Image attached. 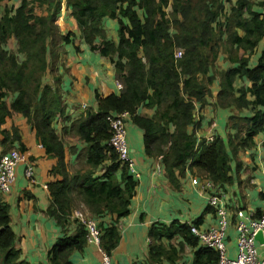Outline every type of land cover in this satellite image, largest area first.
Masks as SVG:
<instances>
[{"label": "trees", "instance_id": "16d2710c", "mask_svg": "<svg viewBox=\"0 0 264 264\" xmlns=\"http://www.w3.org/2000/svg\"><path fill=\"white\" fill-rule=\"evenodd\" d=\"M11 1L0 0V4ZM61 4L66 19L72 18L75 26L71 31L64 25L62 34L58 24L64 11ZM40 6H46L44 13L36 12ZM109 24L114 26L116 41L108 33ZM10 39L14 51L6 48ZM77 39L113 64L122 89L118 95H96V110L85 109L70 124L75 140L84 146L82 155L76 156L81 167L71 174L64 140L53 124L64 116L56 66L65 47L79 52L73 46ZM258 48L261 51L250 68V56ZM176 51L182 52L180 58H175ZM219 52L232 67L216 74L211 70ZM47 74L51 84L43 81ZM216 75L219 91L215 102L209 103L206 98ZM238 81L249 85L237 88ZM197 105L201 110L205 105L236 110L226 123V139L215 137L210 143L201 139L197 145ZM141 107L152 110V115L139 114ZM245 110L249 115L239 116ZM122 112L142 130L145 155L160 158L167 180L176 189L177 177L183 178L186 170H195L219 188L232 185L231 164L236 175L241 170L238 154L252 149L255 138L264 134V0H17L16 5L3 7L0 145L16 143L19 148L11 150L25 151L19 129L2 128L6 118L19 114L45 154L56 160L50 171L55 180L47 184V214L63 235L48 250V264H73L71 256L86 246V228L77 220L74 234L66 233L76 202L97 222L105 254L110 256L118 245V224L129 214L136 188L133 176L108 146L107 118ZM211 211L206 206L190 223L199 227ZM10 222L9 207L0 200V264H30L15 248ZM189 228L177 221L152 224L143 264H175L185 248L192 251L189 264H217V252L201 244Z\"/></svg>", "mask_w": 264, "mask_h": 264}, {"label": "crops", "instance_id": "0c3cea01", "mask_svg": "<svg viewBox=\"0 0 264 264\" xmlns=\"http://www.w3.org/2000/svg\"><path fill=\"white\" fill-rule=\"evenodd\" d=\"M16 1L1 3V9L5 5L8 7L16 5ZM226 6L229 9V5ZM61 9H65L63 4ZM66 13L67 11L64 10L58 18L61 34L66 29H72L71 31L75 29L72 18L66 19ZM109 25L110 28H114L112 24ZM110 28L108 27L109 30H111ZM108 33L110 35V31ZM111 37L113 41H116L115 33L112 32ZM73 46L78 47L79 52H75L72 47H65V55L59 59L56 66V74L61 78L59 87L64 106V116L57 117L53 124L56 132L64 140L65 162L68 164V169L70 166L79 164L76 156L78 154L81 156L84 148L70 134V124L85 109L96 110V95L105 97L110 94L118 95L120 92L116 86L113 64L107 58L91 52L79 39L73 42ZM13 47L9 46L7 48L13 50ZM260 51L261 48H258L255 53L251 54L250 58H253V64H255ZM217 65L219 70L216 68ZM230 67L232 65L227 62L225 55L219 53L211 72L217 74V72ZM43 81L51 84V75L44 76ZM242 85L248 86L249 83L238 81L236 87ZM218 91L219 79L216 75V79L210 86V95L206 98L207 102L214 103ZM83 105L86 106L85 109L82 108ZM138 113L151 116L153 111L141 107L138 109ZM233 114H237L234 109H212L210 105H205L201 110L197 105L195 108V121L200 122V128L195 133L197 143L209 136L226 139L228 132L226 123ZM248 115L249 112L246 110L239 114V116ZM64 118H69V121H65ZM126 123L127 145L129 157L134 164L133 167L136 173L132 175L136 181V188L130 202L129 214L119 221V242L111 252L110 262L111 264H143L147 258L150 243L148 238L149 227L154 223L167 225L172 221L191 224L190 222L201 216L205 210L208 193L200 191L198 184L206 178L195 170H186L183 178L177 177L179 188L173 187L166 178L161 160L159 158H149L145 155L142 130L135 126L129 117ZM12 126L19 129L21 144L25 146L23 152L25 161L16 166L15 181L10 193L0 195V200L9 207L10 225L16 237L15 248L21 251V257L30 264H48V250L63 235L62 229L47 214L50 206L47 184L55 180L50 171L55 166L56 160L45 154L25 118L19 114H13L11 117L6 118L2 128L10 130ZM63 127L68 128L67 132L62 131ZM191 130L192 128L189 127L188 132H191ZM263 142L264 134H259L255 138V145L252 149L238 154L241 170L235 175L234 165L231 164L235 179L232 185L221 188L215 185L220 194L224 196L229 211V222L224 239L226 254L229 258H234L237 254V233L235 230L237 220L247 222V216L255 215L264 205ZM15 148H19L16 143L4 147L0 145V156ZM70 148H74L75 152L71 153ZM80 159L79 161L82 162V158ZM28 163L34 167L32 180L27 179L25 176V168ZM193 178H197V184L195 185L191 182ZM27 194L30 197H27ZM80 208L79 211L90 217L82 204H80ZM237 208L243 211L241 218L236 216ZM74 210H78L76 206ZM70 220L66 227L68 235L74 234L76 229V223L74 222L76 219L71 217ZM105 222L108 223L109 218H106ZM217 224L215 213L211 211L204 215L203 222L198 228L205 230L216 227ZM191 252L189 248H185L183 258L175 264H189ZM259 252L261 258H264V249L259 248ZM71 261L73 264H100L101 256L95 244L86 241L84 249L75 252L71 256ZM163 264L167 263L164 262Z\"/></svg>", "mask_w": 264, "mask_h": 264}, {"label": "built area", "instance_id": "2783aa9c", "mask_svg": "<svg viewBox=\"0 0 264 264\" xmlns=\"http://www.w3.org/2000/svg\"><path fill=\"white\" fill-rule=\"evenodd\" d=\"M182 52L176 51L175 58H180ZM118 90L122 89V85L116 81ZM86 108L85 105L82 106ZM129 114L122 112L115 116L107 118L110 127V139L108 146L114 153L118 161L123 164L130 175H135L134 164L129 157L127 145V129L126 122ZM205 143L213 141V137L209 136L204 139ZM199 143V142H198ZM197 143V145H198ZM160 159V158H159ZM25 161V156L17 150H11L0 156V193H10L11 187L15 181V168L18 164ZM34 167L28 163L25 168V176L32 180ZM192 184H197V178L191 180ZM200 191L208 193L206 196L207 206L214 210L215 217L218 221L216 227L200 230L198 227L189 224L190 233L194 235L198 241L205 247L213 249L218 254L217 264H264V258H261L259 248L264 249V205L255 215L247 216L248 221L243 222L237 220L235 230L237 233V254L234 258H229L226 254L225 247V230L228 227L229 211L224 196L220 194L216 186L210 180H204L198 184ZM258 213V214H257ZM257 214V215H256ZM236 216L241 218L243 211L237 208ZM73 217L81 225L86 228V241L95 244L101 256L100 264H111L110 256L100 248V234L97 222L91 219L79 210H73L70 218ZM260 234L261 242H258L255 237Z\"/></svg>", "mask_w": 264, "mask_h": 264}, {"label": "rangeland", "instance_id": "374dc122", "mask_svg": "<svg viewBox=\"0 0 264 264\" xmlns=\"http://www.w3.org/2000/svg\"><path fill=\"white\" fill-rule=\"evenodd\" d=\"M62 5V4H61ZM45 7L46 6H40V7H37L36 8V12L37 13H44L45 12ZM2 6L0 5V15L2 14ZM226 8H228V6H226ZM256 12H259L258 10H256ZM223 20V19H222ZM111 30H110V35L112 34V27L110 28ZM213 44V43H212ZM13 47V41L12 40H9V42H8V46H6V48L7 47ZM261 47V46H260ZM59 48V47H58ZM13 49H14V47H13ZM227 49V48H226ZM224 50V49H223ZM12 51V50H11ZM14 51V50H13ZM207 52H209L208 50H207ZM219 53H222V52H219ZM18 58H22V56L21 55H18ZM253 58H250V60H249V67L251 68L252 67V64H253ZM217 70H219V66L217 65ZM70 134H72L73 135V132H70ZM74 136V135H73ZM81 167V163H79L78 165H75V166H70L69 167V172L72 174V173H74L77 169H79ZM9 194V193H8ZM0 195H2L1 193H0ZM4 195H7V194H4ZM75 206H76V209H81L80 208V204H79V202H76L75 203ZM173 243H174V241H173ZM184 257H186V256H184Z\"/></svg>", "mask_w": 264, "mask_h": 264}, {"label": "water", "instance_id": "95a60500", "mask_svg": "<svg viewBox=\"0 0 264 264\" xmlns=\"http://www.w3.org/2000/svg\"><path fill=\"white\" fill-rule=\"evenodd\" d=\"M255 239H256L258 242H261L260 234H257V236L255 237Z\"/></svg>", "mask_w": 264, "mask_h": 264}]
</instances>
